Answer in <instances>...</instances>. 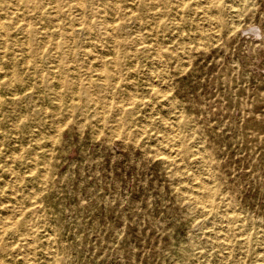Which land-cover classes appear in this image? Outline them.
Instances as JSON below:
<instances>
[{
	"label": "rangeland",
	"instance_id": "1",
	"mask_svg": "<svg viewBox=\"0 0 264 264\" xmlns=\"http://www.w3.org/2000/svg\"><path fill=\"white\" fill-rule=\"evenodd\" d=\"M0 19V264H264V0Z\"/></svg>",
	"mask_w": 264,
	"mask_h": 264
},
{
	"label": "bare ground",
	"instance_id": "2",
	"mask_svg": "<svg viewBox=\"0 0 264 264\" xmlns=\"http://www.w3.org/2000/svg\"><path fill=\"white\" fill-rule=\"evenodd\" d=\"M209 2V1H208ZM81 3V2H80ZM80 3H78L79 5H80ZM82 5V4H81ZM208 5V4H207ZM229 6V5H228ZM101 8V7H100ZM237 9V8H236ZM179 12V11H178ZM237 12V11H236ZM205 17V16H204ZM1 20V19H0ZM210 20V19H209ZM215 21V20H214ZM2 22V21H1ZM210 23V22H209ZM208 24V23H207ZM210 25V24H209ZM211 26V25H210ZM215 26V25H214ZM213 27V26H212ZM214 30H215V28H213ZM217 29V28H216ZM209 30V29H208ZM213 30V31H214ZM216 33V32H215ZM6 34V33H5ZM49 34V33H48ZM50 35V34H49ZM28 40V39H27ZM158 44V43H157ZM117 47V46H116ZM157 48V47H156ZM159 49V48H158ZM160 60V59H159ZM153 76V75H152ZM154 77V76H153ZM156 81V80H155ZM152 82H153V80H152ZM161 82V81H160ZM162 83V82H161ZM166 85V84H165ZM167 91V90H166ZM128 103V102H127ZM123 106H125V105H123ZM174 108V107H173ZM167 121V120H166ZM165 120H164V122H166ZM170 124V123H169ZM167 125V124H166ZM168 128H170V127H168ZM174 128H176L175 126H174ZM178 129V128H177ZM176 129V130H177ZM173 131H174V129H172ZM170 132V131H169ZM168 132V133H169ZM174 132H176V131H174ZM180 132V131H179ZM171 134V133H170ZM170 136V135H169ZM177 136V135H176ZM172 137V136H171ZM173 138V137H172ZM166 141V140H165ZM174 141V140H173ZM172 142V141H171ZM167 143V142H166ZM174 143H175V141H174ZM160 144H161V142H160ZM178 144V143H177ZM170 145V144H169ZM160 146V145H159ZM166 146H168V145H166ZM176 146V145H175ZM178 146H179V144H178ZM169 147V151H170V153H171V151L173 150V149H175V148H173V146L172 145H170V146H168ZM166 149V148H165ZM165 149H164V151H165ZM180 150V149H179ZM174 151V150H173ZM178 152H180V151H178ZM162 153V152H161ZM181 154V153H180ZM168 155V154H167ZM177 155V154H176ZM182 157V156H181ZM205 173V172H204ZM181 174V173H180ZM203 174V173H202ZM21 175V174H20ZM194 175V174H193ZM24 176V175H23ZM22 176V177H23ZM205 177V176H204ZM193 179V178H192ZM194 180V179H193ZM205 182V181H204ZM208 182V181H207ZM194 183V182H193ZM192 185H194V184H192ZM195 186H198V184L197 185H195ZM198 189V188H197ZM206 188L204 187V185L203 186H201L200 185V193L202 194V195H206V196H208L209 195V192L207 191V190H205ZM15 192V191H14ZM13 192V193H14ZM198 194V193H197ZM15 195V194H14ZM199 195V194H198ZM201 196V195H200ZM201 197H203V196H201ZM207 198V197H206ZM17 199H18V197H17ZM199 199H201V198H199ZM204 199V198H203ZM8 200L10 201V199L8 198ZM2 201V200H1ZM202 201V200H201ZM204 201H206V199H204ZM3 202V201H2ZM5 202H7V201H5ZM203 202V201H202ZM210 209V208H209ZM6 211H7V213L3 216V217H1L0 218V229L2 230H4L6 227H9V226H12V225H14L15 224V222H16V216H18L19 214V209L18 208H15V207H8L7 209H6ZM18 214V215H17ZM222 214V213H221ZM222 217V216H221ZM225 219V218H224ZM220 236V235H219ZM263 238V237H262ZM228 239V238H227ZM223 240V239H222ZM28 243V242H27ZM29 244V243H28ZM223 245V244H222ZM228 245V244H227ZM21 248V247H20ZM28 250V249H27ZM26 250V251H27ZM8 251V250H7ZM21 252H23V251H21ZM29 252V251H28ZM26 255H29V253H27ZM17 257V256H16ZM25 260V259H24Z\"/></svg>",
	"mask_w": 264,
	"mask_h": 264
}]
</instances>
